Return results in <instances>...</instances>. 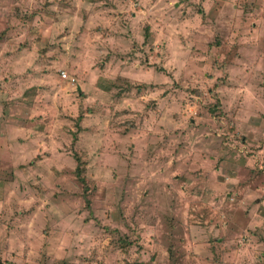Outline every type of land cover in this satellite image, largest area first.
Returning a JSON list of instances; mask_svg holds the SVG:
<instances>
[{
    "label": "rangeland",
    "instance_id": "1",
    "mask_svg": "<svg viewBox=\"0 0 264 264\" xmlns=\"http://www.w3.org/2000/svg\"><path fill=\"white\" fill-rule=\"evenodd\" d=\"M0 264H264V0H0Z\"/></svg>",
    "mask_w": 264,
    "mask_h": 264
},
{
    "label": "crops",
    "instance_id": "2",
    "mask_svg": "<svg viewBox=\"0 0 264 264\" xmlns=\"http://www.w3.org/2000/svg\"><path fill=\"white\" fill-rule=\"evenodd\" d=\"M66 76V75H65Z\"/></svg>",
    "mask_w": 264,
    "mask_h": 264
}]
</instances>
